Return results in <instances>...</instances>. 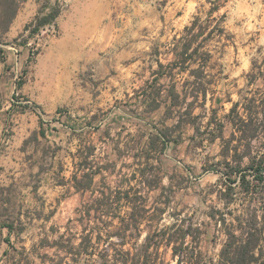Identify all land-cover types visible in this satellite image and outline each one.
I'll return each instance as SVG.
<instances>
[{
	"label": "rangeland",
	"instance_id": "374dc122",
	"mask_svg": "<svg viewBox=\"0 0 264 264\" xmlns=\"http://www.w3.org/2000/svg\"><path fill=\"white\" fill-rule=\"evenodd\" d=\"M47 4L60 7L54 23L37 33L24 30ZM209 7L208 0H25L10 23L0 16V264H21L22 248L32 264H42L36 253L54 255L55 248L39 247L41 236L71 233L78 242L83 227L101 229L100 239H92L100 248L122 246V239L105 234L118 219L96 224L84 215L87 208L95 213L100 193L73 186L72 174L80 178L86 170L80 161L89 149L88 160L101 166L93 187L136 188L145 197L136 204L150 207L142 214L153 227L192 223L194 238L185 244L201 264L218 258L226 238L221 218L226 225L260 227L258 262L264 264V183L248 168L264 156V0H225L214 13H225V33L205 42L211 52L206 65L196 58L187 70L174 69L171 80L168 68L157 65L173 58L174 38ZM154 77L160 103L149 110L143 89L150 90ZM171 85L179 94L175 102L167 95ZM154 127L165 134L164 148L145 176L170 187L160 195L139 173L130 178L138 168L131 157L135 136ZM239 170L247 191L237 179L231 193L222 194ZM116 210L124 215L129 207ZM6 221L14 222L15 232L8 234ZM124 241L123 248L135 242ZM176 260L163 239L147 262ZM102 261L93 256L73 264Z\"/></svg>",
	"mask_w": 264,
	"mask_h": 264
},
{
	"label": "trees",
	"instance_id": "16d2710c",
	"mask_svg": "<svg viewBox=\"0 0 264 264\" xmlns=\"http://www.w3.org/2000/svg\"><path fill=\"white\" fill-rule=\"evenodd\" d=\"M24 1L25 0H0V16L1 19L5 21V24L12 21L19 5ZM208 2L210 3V7L205 16L195 15L190 24L184 27L183 34L179 38H174L178 43L174 44L171 49L173 58L167 64H163L157 60L158 68H168V72L166 73L170 80L174 74V69H176L175 73L185 71L188 69L190 61H194L196 58L201 59L198 66L206 65L211 56V52L205 46V42L212 39L214 36H221L225 33V28L222 24L225 19V13L214 15V13L224 5L225 0H208ZM46 7L48 8L47 11H41V9L37 11L38 13L35 17L25 24L24 30L30 29V33H37L45 26L54 23L59 14L60 7L51 4H47ZM197 40H199L198 43L193 46L194 42ZM197 71L198 68L190 69V73L199 78L202 72ZM153 73H159L158 69ZM164 74L165 73L161 71L158 75ZM157 80L158 77H154L149 82L147 88H150V90L143 89V96L145 97L149 110H154L159 107L160 100H158V98L161 96L160 91L153 89V84ZM170 88L167 95L175 102L179 94L176 92L174 85H171ZM202 95L205 96L204 91ZM231 111L233 110L231 109ZM155 129V131L142 130L141 132H137L135 136V152L131 157L134 159L133 162L138 168L131 172L130 178L135 177V174L139 173L142 178L144 177V185L150 190L160 189V195L166 189H170V187L161 186L159 177L156 175H153V178L150 179L145 176L147 170L156 169V165L153 164L151 160L156 158L154 155L155 153H160L164 148L165 134L161 130ZM39 134L44 136V130L40 129ZM91 151L92 150L89 149L80 161L81 166L86 169L81 177L78 178L75 173L72 174L71 179L73 186L77 191L91 189L93 192L98 191V193H100V196H95L94 198L95 202L92 209L95 213L90 214L91 209L87 208L86 211H84V215L95 219L96 224L105 223L112 225L113 220L115 218L118 219L119 224L111 231L106 230L105 234L107 236H116L122 239V242H120L122 246L120 248L108 246L100 248L96 243L92 242V239L93 235L100 239L102 233L101 229L94 230L95 227H92L91 231L86 232V229L83 227L78 242L75 241L74 235L71 233L68 235L61 232L52 240H49L46 235L41 236L37 242L38 246L55 248V253L54 255L36 253L41 259L40 262L42 264H47L48 261H50L49 264H73V262L77 260L93 259V256H96L98 260H103L100 264H148L147 260H149V257L153 254L158 253V243L164 239L166 245H171L172 255L174 258L176 257L177 264H201L196 260L193 251H191L190 254L188 253V244H185L186 237L190 236L191 239L194 238V236H192V231L196 229H193L192 223L181 224L176 221L168 228L165 226L161 228L153 227L152 218H145V216H143L144 214H142V212L149 211L150 207H138L136 204L138 200L142 202L145 200L143 193H139V190L136 188L133 190L132 186L129 184L125 188L121 184H117L113 187L109 185H104V187L102 186L100 188L93 187L94 177L100 174L101 166L88 160L89 155L92 154ZM248 168L252 170L249 175L254 181H261L264 183V156H260L258 159L252 161ZM125 177H127V175ZM236 177L227 178L229 184L226 191L222 192V194L226 195L231 193L232 186L230 184L236 182L237 179L243 191H247L245 184L247 185L249 181L246 180V174L241 173V170H239V174ZM127 179L129 180V178ZM120 201L123 202L121 203ZM117 204L118 206H116ZM125 206L129 207V210L125 211L124 215H121L120 211L117 212L116 209ZM153 210H157L159 213L164 212V208L160 207H153ZM233 219L241 223V218L239 216ZM221 222L225 226L224 233L226 238L219 250L216 262L214 263L212 259H209L211 261H209L208 264H259L258 261L261 255L259 250V240L261 236L260 227L254 226V223H248V226H241V224L234 225L233 222H229L226 225L225 218H221ZM3 226L7 228L8 234L13 233V231L15 232L13 221H6L3 223ZM142 226H144V230ZM167 230L171 231L167 232ZM143 231H146L144 241L137 245L136 241ZM126 238L135 240L130 248H123V245L126 244L124 241ZM156 238L159 239V241L155 243L153 241ZM37 244H35V246ZM10 247L12 246L10 245ZM34 248L33 245L32 249L34 250ZM25 251L26 249L22 248L19 252L23 260L21 264H32L29 254ZM5 253L7 254L8 252L5 251Z\"/></svg>",
	"mask_w": 264,
	"mask_h": 264
}]
</instances>
